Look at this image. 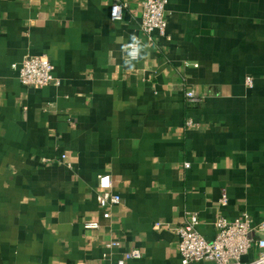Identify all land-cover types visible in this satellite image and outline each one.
<instances>
[{"label": "crops", "instance_id": "crops-1", "mask_svg": "<svg viewBox=\"0 0 264 264\" xmlns=\"http://www.w3.org/2000/svg\"><path fill=\"white\" fill-rule=\"evenodd\" d=\"M112 1L0 0V264H116L131 249L125 264H181L171 227L188 213L207 240L219 217L264 222V0H167V37L151 40L144 0H121L118 20ZM133 34L146 47L129 71ZM25 55H47L59 83L20 84ZM105 173L121 197L109 218Z\"/></svg>", "mask_w": 264, "mask_h": 264}, {"label": "built area", "instance_id": "built-area-1", "mask_svg": "<svg viewBox=\"0 0 264 264\" xmlns=\"http://www.w3.org/2000/svg\"><path fill=\"white\" fill-rule=\"evenodd\" d=\"M167 0H144L142 3L140 30L151 40L152 33L167 37ZM126 2L113 0L110 5V17L121 18ZM130 43V42H129ZM127 54V53H126ZM20 84L31 88H41L50 84L57 85L59 79L54 75V66L47 55H25L19 62L11 64ZM245 83L252 85V78L247 76ZM185 102L196 105L203 102V97L193 90L184 92ZM185 127H196L191 117L185 120ZM64 158V155H61ZM95 199L101 209L103 218L111 216L112 209L121 202L120 195L113 191L109 174H101L97 178ZM221 202L225 203L222 195ZM199 218L196 213H188L186 218L171 230L178 237L177 249L181 264L195 261L212 260L215 264H264V236L254 237L253 234H264V222L254 224L247 213H241L234 219L219 217L214 226V237L207 240L199 231ZM98 222H86L85 228H97ZM253 247L258 248V255L251 261L242 258ZM140 251L131 249L116 264H125L126 259L140 257Z\"/></svg>", "mask_w": 264, "mask_h": 264}, {"label": "clouds", "instance_id": "clouds-1", "mask_svg": "<svg viewBox=\"0 0 264 264\" xmlns=\"http://www.w3.org/2000/svg\"><path fill=\"white\" fill-rule=\"evenodd\" d=\"M130 43L124 45V51L127 53L124 63L129 71L135 69V64L143 58V53L145 52V45L141 40L135 35L129 37Z\"/></svg>", "mask_w": 264, "mask_h": 264}]
</instances>
